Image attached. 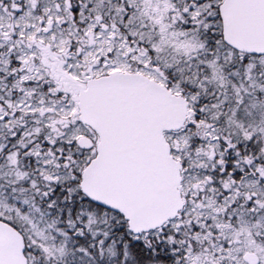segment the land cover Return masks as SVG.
Instances as JSON below:
<instances>
[{
    "label": "snow or ice",
    "instance_id": "6c2138e0",
    "mask_svg": "<svg viewBox=\"0 0 264 264\" xmlns=\"http://www.w3.org/2000/svg\"><path fill=\"white\" fill-rule=\"evenodd\" d=\"M0 264H264V0H0Z\"/></svg>",
    "mask_w": 264,
    "mask_h": 264
}]
</instances>
